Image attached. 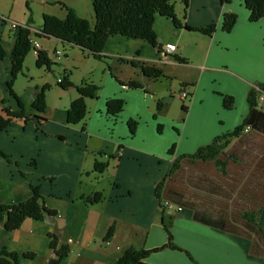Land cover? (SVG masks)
Instances as JSON below:
<instances>
[{"label": "crops", "instance_id": "1", "mask_svg": "<svg viewBox=\"0 0 264 264\" xmlns=\"http://www.w3.org/2000/svg\"><path fill=\"white\" fill-rule=\"evenodd\" d=\"M228 1L223 6L219 0H190L185 13L180 3L174 4L181 24L215 25L209 37L177 29L169 19L156 16L157 43L175 44L177 50L166 54L145 41L128 39L134 44L129 43L119 63L111 60L115 62L97 85V97L86 99L87 114L78 124L67 125L66 107L55 115L58 109L46 106L47 121L38 130L30 119L31 108L26 109L37 88L24 100L13 84L12 92L29 120L14 119L0 134V151L9 157L6 161L0 155V202L10 205L29 199L34 186L56 215L26 219L11 232L0 224V247L32 252L33 264H45L53 257L50 233L69 248L60 264H109L128 248L147 250L165 244L162 218L168 216L178 249L153 252L147 263L192 264L191 258L196 264H264V242L247 231L243 219L245 212L255 213L254 222L264 229V134L248 129L227 138L220 167L212 161L181 160L165 191L172 211L162 214L153 192L172 160L192 155L241 126L249 113L250 92L264 111V17L250 21L242 0ZM62 10L64 15L58 18L66 15ZM225 13L237 16L229 32L221 28ZM17 21L29 27L36 23L24 16ZM4 25L0 19V46L5 52L0 60V115L4 108L18 107L7 89L17 31L8 33ZM40 39L46 53L50 41L58 42L53 37ZM102 55L110 54L103 50ZM115 64L120 69L130 66L132 74L114 72ZM141 65L159 69L161 77H145ZM131 81L141 87L129 88ZM182 89L188 93L183 101L178 97ZM112 98L124 102L116 117L105 110ZM130 122H135L132 135ZM95 161L107 163V169L97 174ZM94 192L102 193L103 199L85 204L84 198ZM111 227V238L105 240Z\"/></svg>", "mask_w": 264, "mask_h": 264}, {"label": "trees", "instance_id": "2", "mask_svg": "<svg viewBox=\"0 0 264 264\" xmlns=\"http://www.w3.org/2000/svg\"><path fill=\"white\" fill-rule=\"evenodd\" d=\"M92 12L93 21L89 23L84 18L79 17L69 7L62 5L66 11V15L63 18H56L54 15L42 16V26L39 30V38L53 37L54 39L69 43L71 46H76L84 52L91 54L96 58L104 57L102 55L103 49L106 46L107 40L110 36L115 35L130 40H141L145 41L151 47L161 50V45L156 41L155 31L153 29V22L156 16H162L171 21L172 25L177 29H183L186 31H192L212 36L215 31V25L209 26H196L192 27L186 23L181 24L177 21L175 15L174 2L172 0H89ZM190 0H180L183 8V13L189 5ZM244 7L249 12V20L257 22L264 17V0H242ZM221 4L226 5L228 0H219ZM28 17V22H30ZM237 16L233 13H225L222 16L221 28L225 32H229L236 22ZM3 23L5 21L2 20ZM29 32L28 30H18L15 39V45H13L11 51V80L7 83V89L10 96L14 97L17 101V109H3V115H0V134L6 129L9 123L14 120H21L28 122L29 117L23 109V105L19 98H17L12 92V82L16 76L22 73V62L25 60L26 55L31 50L29 43ZM5 57V52L0 46V60ZM176 61L183 62V59L176 58ZM52 61L47 56L45 51L41 49L38 51L34 64L39 67H45L47 70H51ZM140 69L147 78H158L161 77L159 69L154 67H146L141 65ZM119 82V81H118ZM121 83V82H120ZM123 84V83H121ZM58 86L65 90L72 87L66 76L61 79ZM126 86V85H125ZM129 88L135 89L141 86L136 82H128ZM46 87L41 88L36 92L32 106V117L30 119L35 120L36 127L39 130L41 126L46 123V118L43 116L46 108L44 92ZM77 98L72 101L69 108L66 109V121L67 125H75L83 122L87 114L86 99H94L97 97L99 88L97 85L81 82L76 87ZM256 94L250 92L249 94V113L244 118L241 126L237 129L224 135L222 138H216L213 143L206 146L199 147L196 152L192 155H183L175 158L171 161L169 172L156 184L154 187V195L158 201L157 206L163 214L168 208L164 203L169 200L165 196L166 188L170 184L172 174L179 168L181 160H197L204 162H214L220 167L219 161L220 156L223 154V150L229 143L227 138L239 137L240 133L245 129L246 126H250V130H254L264 134V111L257 108ZM124 102L118 99H110L106 102V112L110 116L116 117L121 110H123ZM158 107L160 105L158 103ZM185 110V107H182ZM135 122L128 124V130L132 135L133 126ZM64 140L63 137H60ZM0 155L4 157L6 161L9 157L4 155L0 151ZM35 165V163H33ZM107 169V163L97 162L94 163V171L97 174L103 173ZM32 195L29 199L22 202H16L14 204L5 205L0 202V224L5 231L11 232L15 229H19L26 219H33L34 221H41L45 216L54 217L56 215L55 210L49 209L45 205L44 196L39 193L38 189L34 186H30ZM103 195L100 192L92 193L84 198L85 204H93L101 201ZM171 203V202H170ZM243 219L246 222V229L249 233L254 234L257 238L264 242V229L263 227L257 226L254 222L256 220L255 213L245 212ZM162 226L166 231L167 241L160 247L152 249H139V248H128L123 251L122 254L109 264H149L145 260L148 256L155 252H159L162 249H178L172 242L171 232L169 229L168 221L165 222L162 218ZM113 227L106 232L105 240L111 238ZM49 239V250L53 254V257L46 261L45 264H60L68 257L69 248L67 245L60 244L57 237L53 234H48ZM36 255L32 252L17 253L9 251L6 248L0 247V264H33ZM192 264H196L191 259Z\"/></svg>", "mask_w": 264, "mask_h": 264}, {"label": "rangeland", "instance_id": "3", "mask_svg": "<svg viewBox=\"0 0 264 264\" xmlns=\"http://www.w3.org/2000/svg\"><path fill=\"white\" fill-rule=\"evenodd\" d=\"M172 1L178 3V5L180 3V0ZM59 4L69 7L79 17L89 22L88 19L91 14L89 0H0V19L23 24L24 22H18L17 20H22L24 16L28 21L29 17L36 22L34 25L31 23V26L38 27L42 25V16L44 15L55 14L54 16L56 18L64 15V10H62L63 8H59ZM48 5L49 7L46 8L45 6ZM38 23L39 25H37ZM4 27V31L8 33L13 32L7 23H5ZM38 42L41 43L40 38H38ZM133 42L134 41H130L127 38L123 39L112 35L108 38L106 46L103 49L110 55L99 59L82 51L76 46L69 45V43L50 41V44H47L46 48L47 56L52 61L51 70H47L45 67L38 68L34 64L36 56L30 50L25 60L22 62V73L16 76L12 82L15 84L14 89L18 94H22L24 100H26L28 99V92H31V89L37 88L38 92L41 88L46 87L44 92L45 104L52 109L57 108L58 110L55 115H59L61 109L64 107H66L65 109L69 108L70 103L77 98L76 87L80 85L81 82H94L93 84L100 85L101 81L105 78L104 76L109 73V65L115 61L119 63V61H121L119 56L124 55L122 52L125 50L128 51L130 49L129 43L134 44ZM54 50L61 52V58L58 61L54 58ZM161 51H163V46H161ZM114 58L115 61L113 60L112 62L111 60ZM114 66V72L120 70L123 76L132 74L130 66H121V69L120 66L117 67L116 64ZM64 76L67 77L69 83L72 85V87L65 90L61 89L57 83V80L62 79ZM25 103L29 104L30 101L27 100ZM31 106L32 103L28 105L26 109H29ZM156 132L159 137L162 136L160 131L156 130ZM165 205L167 206V204ZM172 209L170 204L167 210L172 211ZM168 219L167 216L164 221L167 222Z\"/></svg>", "mask_w": 264, "mask_h": 264}, {"label": "built area", "instance_id": "4", "mask_svg": "<svg viewBox=\"0 0 264 264\" xmlns=\"http://www.w3.org/2000/svg\"><path fill=\"white\" fill-rule=\"evenodd\" d=\"M5 23L8 24V26L10 27V29L15 32V31H18V30H28L29 32V43H30V49L31 51L33 52V54L35 56H37V53L38 51L41 49L40 48V44L38 42V36H36L39 32L38 29H35V28H32V27H29L28 25H24V24H17V23H14V22H8V20H5ZM174 50H176V45L175 44H165L163 46V51L166 53V54H171ZM53 55H54V58L55 59H60L61 58V52L60 51H57V50H54L53 52ZM61 82V79H58L57 80V83H60ZM255 89L257 90H260L258 87H256ZM180 100H185L186 97H188V93L182 89V91L180 92V96H178ZM262 99V98H261ZM248 129H250V126H246L245 129H243V131H247ZM165 204H167V207H170V204L168 202H166ZM177 212H180L181 211V207H177L175 209Z\"/></svg>", "mask_w": 264, "mask_h": 264}]
</instances>
